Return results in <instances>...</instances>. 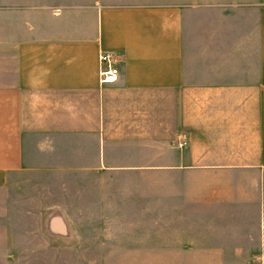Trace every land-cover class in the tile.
Masks as SVG:
<instances>
[{
	"label": "crops",
	"instance_id": "0c3cea01",
	"mask_svg": "<svg viewBox=\"0 0 264 264\" xmlns=\"http://www.w3.org/2000/svg\"><path fill=\"white\" fill-rule=\"evenodd\" d=\"M31 174L94 177L113 214L33 230ZM65 256L264 257V0H0V264Z\"/></svg>",
	"mask_w": 264,
	"mask_h": 264
},
{
	"label": "rangeland",
	"instance_id": "374dc122",
	"mask_svg": "<svg viewBox=\"0 0 264 264\" xmlns=\"http://www.w3.org/2000/svg\"><path fill=\"white\" fill-rule=\"evenodd\" d=\"M179 146V144H176ZM158 146V148H157ZM174 146V145H173ZM159 152L161 155L160 163L164 166H171V141L153 145L152 150H145L144 154ZM120 177H113L115 180ZM153 178L164 179L166 176H154ZM94 177L89 176H54L31 174L28 176H17L16 183L25 186L26 199L31 202V211L33 216V230H47L48 232L56 231H97L103 225L91 222L93 217L111 215L112 208L105 207L101 195L103 193L90 190L95 187ZM109 203V202H108ZM108 205V204H107ZM61 217L74 218L75 222H64ZM47 218V222L39 219ZM90 218V220H88ZM90 221V222H89ZM118 227L109 225V227ZM55 257H49V259ZM99 257H61V261L69 264H81L87 259ZM130 261L132 258L137 259L139 263L149 264H171V256L158 257H127ZM193 257L192 263H264V257ZM60 259V257H58ZM173 264V263H172Z\"/></svg>",
	"mask_w": 264,
	"mask_h": 264
},
{
	"label": "built area",
	"instance_id": "2783aa9c",
	"mask_svg": "<svg viewBox=\"0 0 264 264\" xmlns=\"http://www.w3.org/2000/svg\"><path fill=\"white\" fill-rule=\"evenodd\" d=\"M100 80L102 83H113L119 79L121 57L114 52H106L100 55ZM183 145L187 144V141L182 142Z\"/></svg>",
	"mask_w": 264,
	"mask_h": 264
}]
</instances>
